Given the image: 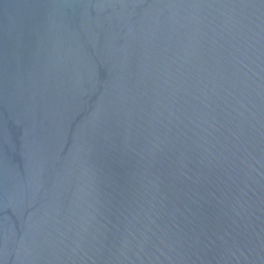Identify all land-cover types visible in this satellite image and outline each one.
<instances>
[{
	"label": "water",
	"instance_id": "water-1",
	"mask_svg": "<svg viewBox=\"0 0 264 264\" xmlns=\"http://www.w3.org/2000/svg\"><path fill=\"white\" fill-rule=\"evenodd\" d=\"M0 264H264V0H0Z\"/></svg>",
	"mask_w": 264,
	"mask_h": 264
}]
</instances>
